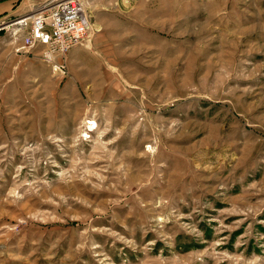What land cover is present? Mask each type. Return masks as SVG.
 <instances>
[{
	"label": "rangeland",
	"instance_id": "1",
	"mask_svg": "<svg viewBox=\"0 0 264 264\" xmlns=\"http://www.w3.org/2000/svg\"><path fill=\"white\" fill-rule=\"evenodd\" d=\"M5 1L0 264H264V0H80L50 61Z\"/></svg>",
	"mask_w": 264,
	"mask_h": 264
},
{
	"label": "built area",
	"instance_id": "2",
	"mask_svg": "<svg viewBox=\"0 0 264 264\" xmlns=\"http://www.w3.org/2000/svg\"><path fill=\"white\" fill-rule=\"evenodd\" d=\"M25 28L20 51L43 45V57L53 60L82 43L89 29V17L80 0H47L46 7L19 21Z\"/></svg>",
	"mask_w": 264,
	"mask_h": 264
},
{
	"label": "crops",
	"instance_id": "3",
	"mask_svg": "<svg viewBox=\"0 0 264 264\" xmlns=\"http://www.w3.org/2000/svg\"><path fill=\"white\" fill-rule=\"evenodd\" d=\"M10 1H12V3H13L14 0H8V2H10ZM16 2L17 3H13V6L21 4V2L19 0H16ZM32 6H36V5H32ZM10 8H11V4L7 3V1L0 3V13H4V12L8 11V9H10ZM20 13H21V15L25 14L24 12H20Z\"/></svg>",
	"mask_w": 264,
	"mask_h": 264
}]
</instances>
